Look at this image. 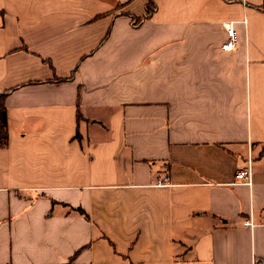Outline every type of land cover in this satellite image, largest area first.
<instances>
[{"label":"crops","instance_id":"0c3cea01","mask_svg":"<svg viewBox=\"0 0 264 264\" xmlns=\"http://www.w3.org/2000/svg\"><path fill=\"white\" fill-rule=\"evenodd\" d=\"M152 1L0 0V264H264V0Z\"/></svg>","mask_w":264,"mask_h":264},{"label":"built area","instance_id":"2783aa9c","mask_svg":"<svg viewBox=\"0 0 264 264\" xmlns=\"http://www.w3.org/2000/svg\"><path fill=\"white\" fill-rule=\"evenodd\" d=\"M226 38L223 40V42L220 45V49L223 51H231L235 46L237 42V36L235 35V30L233 28V22L231 21H225L223 23ZM248 175L249 170L248 168H242V170L238 171L235 175V178L239 182H248ZM168 182V177L164 176L163 178H160L157 180L158 185H165ZM263 214L261 218L256 221L253 219V217H247L244 218L242 221V225L247 226L249 228H254L258 225H264V210L262 211Z\"/></svg>","mask_w":264,"mask_h":264},{"label":"trees","instance_id":"16d2710c","mask_svg":"<svg viewBox=\"0 0 264 264\" xmlns=\"http://www.w3.org/2000/svg\"><path fill=\"white\" fill-rule=\"evenodd\" d=\"M146 8V15L150 14L152 11L155 10L154 8V3L152 0H147V3L145 4ZM264 8V6H263ZM140 17H132V22L133 24H136L138 21H140ZM5 93L0 92V147H4L7 144V138H8V131H6V122H7V117H6V108H5V103L3 102V97Z\"/></svg>","mask_w":264,"mask_h":264}]
</instances>
